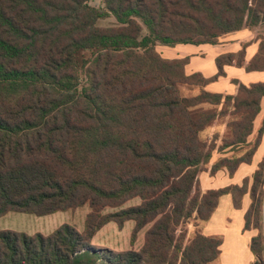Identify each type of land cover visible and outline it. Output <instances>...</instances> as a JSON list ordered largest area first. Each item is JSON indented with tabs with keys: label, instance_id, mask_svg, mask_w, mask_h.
Returning <instances> with one entry per match:
<instances>
[{
	"label": "trees",
	"instance_id": "16d2710c",
	"mask_svg": "<svg viewBox=\"0 0 264 264\" xmlns=\"http://www.w3.org/2000/svg\"><path fill=\"white\" fill-rule=\"evenodd\" d=\"M0 0V217H46L88 206L84 231L63 225L48 236L0 231V264H213L222 236L185 225L208 222L223 196L235 210L249 196L244 231L253 264H264V157L241 185L203 191L199 176L215 144L200 138L219 119L231 139L209 171L233 178L251 165L264 135L243 157L262 112L264 82L235 95L206 86L224 67L264 71V45L245 64V47L216 58L217 73L188 75V58L168 60L157 46L217 45L264 24V0ZM113 16L117 25L100 28ZM235 56L238 57L235 60ZM182 88L198 90L184 96ZM228 150V151H227ZM227 151V152H226ZM233 155V154H232ZM139 199L136 207L122 209ZM106 209H118L103 214ZM134 223L130 243L149 227L139 251L112 253L90 244L106 225Z\"/></svg>",
	"mask_w": 264,
	"mask_h": 264
},
{
	"label": "crops",
	"instance_id": "0c3cea01",
	"mask_svg": "<svg viewBox=\"0 0 264 264\" xmlns=\"http://www.w3.org/2000/svg\"><path fill=\"white\" fill-rule=\"evenodd\" d=\"M241 33H243V30L228 34L222 37L219 40V43L214 46L212 45L194 46L201 48L198 51H190L189 49L183 51L180 50L178 47V46H191V45H178L173 48L165 47L169 50L168 54L170 56L163 58L168 60L188 58L189 64L185 68L186 73L188 75L193 73H200L203 75V77L209 79L215 76L217 73V68L215 65V60L217 57L225 54H235L240 50H242L243 47H245V64H248V62L257 53L259 49V44H251V45L244 44L242 48L239 47L241 39H239L238 35ZM206 58H210L209 63L196 65V62L198 60H207ZM213 65H215V69ZM224 72L226 75L225 77L219 78L217 81L209 83L206 86L205 90L211 93L235 95L237 87L232 83L233 80H237L244 85L264 82V71L246 72L243 68L225 66ZM263 104H264V99L262 101V109H263ZM263 143H264V135L262 137V141L259 148L257 149L255 155L253 156L251 165L242 164L235 173V175L233 176V178H229L225 170L219 171L213 177H211L209 174L207 175L206 174L207 172L202 173L199 176L201 189L203 191H207V190L219 189L218 187L223 188L231 184L241 185L242 181L245 178L251 177L253 172L256 170L258 164L263 159L264 157V149L262 150ZM222 180L225 181L222 183ZM217 181L219 186H214ZM249 204H250L249 196L246 195L243 199L242 208L240 210H235L232 206L231 196L229 195L223 196L220 199L219 206L215 211V213L212 215L211 219L208 222L204 223V226L202 227L203 235L208 237L222 236L223 238V244L221 246V255H220L221 261H219L220 259L219 257V259L215 261L213 264H216L217 262H220V264H253L254 256L249 249V245L251 239L254 236H256V233L255 231L243 230L244 215L249 207ZM96 236L92 240V243L95 242ZM142 246H143L142 241L139 244L137 240V244H135L134 246V251H139L142 248ZM224 250L225 251L231 250V252L234 254L233 260L231 262L226 261V259H229V257L223 255ZM245 254H247V256Z\"/></svg>",
	"mask_w": 264,
	"mask_h": 264
},
{
	"label": "rangeland",
	"instance_id": "374dc122",
	"mask_svg": "<svg viewBox=\"0 0 264 264\" xmlns=\"http://www.w3.org/2000/svg\"><path fill=\"white\" fill-rule=\"evenodd\" d=\"M87 4L96 9L104 8L103 0H87ZM97 25L98 27L104 29V28L114 27L117 25V23L116 20L113 18V16H108L105 19L99 20L97 22ZM238 37L239 39H241L239 45V47L241 48L243 47L244 44L251 45V44L262 43V45H264V24H259L256 27L244 28L243 33L239 34ZM178 47L180 50L183 51L187 49H189L190 51H198L201 49L199 47H194V46H178ZM156 50L162 57L170 56L168 54L169 50L165 47L157 46ZM206 59L207 60H198L196 62V65L209 63L210 58H206ZM237 59L238 57L235 56V60ZM213 66L215 69V65ZM181 91L184 96H194L199 93L198 90H188L186 88H182ZM263 116H264V104H263L262 112L255 122L253 134L248 138L249 141L248 145H245L244 147L241 148L236 147L233 153L229 154L230 156L243 157L244 155H246L247 151L254 145L255 141L258 138V130L260 128ZM229 120L230 117L228 116L219 119L211 127L207 128L199 135L202 140L208 143L213 142L215 144V151L212 153V157L209 163L201 166V169L207 172L206 173L207 175L209 174L211 167L223 157L222 155L223 153H219L218 149L223 145L224 140L225 139H228V141L231 140L229 139L230 134H229V129L227 128V123ZM263 149H264V143L262 145V150ZM224 181L225 180H222V183ZM214 186H219L218 181L215 183ZM139 204H140L139 199H133L131 201L126 202L121 208L122 209L132 208L138 206ZM117 210L118 209H114V210L106 209L103 212V214L113 213L116 212ZM89 212H90L89 207L84 206L82 208L77 209L76 211L62 212L46 217H35L27 214L10 213L4 217H0V231L23 233L27 236H35L36 234L48 236L53 232H55L56 230H58L59 228H61L63 225H68L73 227L75 230H78L79 233H82L84 231L85 218ZM203 226L204 223L196 222V221H190L188 224H186L185 229L187 230V242L190 241V239H192L195 233L198 232L202 234ZM148 228L149 227H146L145 229H143L141 232L138 233L136 241L134 242V245L132 247L130 243V239L134 229V223L127 222L124 225V228L121 230H119L114 223H110L106 225L101 231H99V233L96 236L95 242L94 243L91 242L90 246L96 250H110L112 251V253L115 254L120 252H125L127 250H134V246L135 244H137V240L139 244L141 243V241L142 243H144L145 232ZM255 233L257 235L258 231L255 230ZM263 233H264V221H263ZM227 250L226 251L224 250L223 255L229 257V259H226V261L231 262L233 260L234 254L231 252V250L230 251ZM245 255L247 256V254ZM219 261H221V257ZM216 264H220V262H217Z\"/></svg>",
	"mask_w": 264,
	"mask_h": 264
}]
</instances>
